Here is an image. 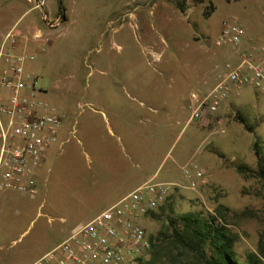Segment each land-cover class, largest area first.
Listing matches in <instances>:
<instances>
[{
	"label": "rangeland",
	"instance_id": "rangeland-1",
	"mask_svg": "<svg viewBox=\"0 0 264 264\" xmlns=\"http://www.w3.org/2000/svg\"><path fill=\"white\" fill-rule=\"evenodd\" d=\"M18 1L22 11L0 13V32L21 14L22 24L39 15L51 37L44 36L46 55L37 53L26 70L37 77L35 99L65 118L37 194L1 192L0 264H31L153 175L152 183L175 186L136 221L162 239L160 256L149 249L138 260L181 264L173 229L181 230L185 214L216 218L239 262L261 255L264 187L253 175V144L264 153V95L244 87L210 123L188 119L192 94L212 86L217 70L233 62L231 51L247 45L254 55L264 45V0H45L44 12L59 17L52 29L33 2ZM233 18L242 42L216 46L222 23Z\"/></svg>",
	"mask_w": 264,
	"mask_h": 264
},
{
	"label": "built area",
	"instance_id": "built-area-1",
	"mask_svg": "<svg viewBox=\"0 0 264 264\" xmlns=\"http://www.w3.org/2000/svg\"><path fill=\"white\" fill-rule=\"evenodd\" d=\"M27 1L40 10L46 28L59 26V17L44 12L45 0ZM244 36V29L233 18L222 23L215 45L237 47ZM20 39L14 26L0 42V194L34 196L39 171L49 149L57 143L65 116L35 99L41 90L37 77L26 73L25 65L36 59V53H15ZM34 39H41L43 46L38 51L43 52L44 37L36 35ZM244 87L264 95V45L257 47L254 55L242 54L237 62L225 63L213 86L192 94L190 120L204 118L208 124L231 92ZM196 177L203 180L201 172ZM189 179L193 188L195 181ZM174 186L151 181L140 185L91 221L75 227L62 243L32 264H137L151 248V241L136 221L163 205Z\"/></svg>",
	"mask_w": 264,
	"mask_h": 264
},
{
	"label": "trees",
	"instance_id": "trees-1",
	"mask_svg": "<svg viewBox=\"0 0 264 264\" xmlns=\"http://www.w3.org/2000/svg\"><path fill=\"white\" fill-rule=\"evenodd\" d=\"M193 1L202 3L206 0ZM58 2L60 3L59 0ZM178 7L179 10H183L180 5ZM239 121L247 131H252V128L242 118L239 117ZM253 149L257 160V169L253 175L261 180L264 187V153L258 141L254 142ZM236 171L240 174L245 173L243 167H237ZM178 220L181 223V230L173 229V236L174 243L180 245L182 249L179 252L181 257L176 258L175 261H179L181 264H264L263 249H260L261 255L250 252L246 262H239L232 250L234 242L232 235L223 225H219L213 216L208 220H203L190 214H185L180 216ZM171 225H173L172 222ZM149 238L151 241V252L156 257L160 256V241L162 239ZM155 241H158L157 245ZM187 253L192 254L188 255ZM184 255H187V257H184ZM137 264H155V262L154 260H138Z\"/></svg>",
	"mask_w": 264,
	"mask_h": 264
},
{
	"label": "crops",
	"instance_id": "crops-1",
	"mask_svg": "<svg viewBox=\"0 0 264 264\" xmlns=\"http://www.w3.org/2000/svg\"><path fill=\"white\" fill-rule=\"evenodd\" d=\"M50 0H48V2H49ZM48 2H47V8H48ZM20 4H19V1L18 0H0V13L1 12H4V11H9V10H14V9H16V8H18V11H22V9H21V7L19 6ZM51 9H52V7H51ZM48 10L51 12V10H50V8H48ZM24 13H26V12H24ZM1 16V15H0ZM23 16V14H21L19 17H18V19L15 21V23L11 26V27H9V28H7V29H4V30H2L1 32H0V42H1V40H2V38H3V36L11 29V28H13L14 26H16V28H17V31H18V33L20 34V36H21V39L18 41V45H17V47L15 48V53H18V54H30V53H40L39 51H38V49H39V47H42L43 46V43L40 41V40H37V39H34V37L36 36V35H42L43 37L44 36H49V37H51V32L50 31H47V30H45V29H41V25H40V18H39V15H35V16H33V17H30L26 22H24L23 24H22V21H20L21 20V17ZM45 47V46H44ZM244 51H242L241 53H239V50L237 51V50H233V51H231L230 53H229V57H230V59L233 61L232 63H235V62H237L239 59H240V56L242 55V54H252L253 55V53L254 52H252V50L250 51V50H248V46L247 45H245V47H244V49H243ZM246 51H248V52H246ZM41 55V56H40ZM40 57H44L45 55H46V52H42V53H40ZM27 64L28 63H26V65H25V71H26V73H28L27 72V68H26V66H27ZM219 73V70H217V72H216V75H215V77H214V80H213V82L211 83L212 84V86L214 85L213 83H215V80H216V76H217V74ZM211 87V86H210ZM209 87V88H210ZM208 88V89H209ZM207 90V89H206ZM205 90V91H206ZM240 91V90H239ZM239 91H232L231 92V95H230V98L226 101V102H224L223 104H222V106H221V108L218 110V111H222L221 113H216V116H220V115H222V114H224V111H225V109H226V107L227 106H231V105H233V103H232V101H231V96L232 95H235V96H238L239 95ZM204 92V91H203ZM192 121H194V120H190V117H189V119H188V122H192ZM219 121V120H218ZM206 123V122H205ZM208 123H210V121L208 122ZM204 126V125H203ZM154 176V175H153ZM153 176L152 177H150V179L148 180V181H150V180H152V178H153ZM38 178H39V175H38ZM147 181V182H148ZM146 183V182H145ZM144 184V183H143ZM134 190V189H133ZM132 190V191H133ZM131 191V192H132ZM38 192V191H37ZM130 192V193H131ZM11 193H15V192H11ZM129 193H127L126 195H121V196H119V197H117L116 199H114V203H112V205H110V206H108L106 209H108L109 207H111V206H113L114 204H116L117 202H119L122 198H124L125 196H127ZM0 199H1V194H0ZM106 209H104V210H106ZM103 210V211H104ZM0 211H1V207H0ZM103 211H101L100 213H102ZM100 213H98L97 215H99ZM96 215V216H97ZM96 216H94V217H96ZM93 217V218H94ZM92 218V219H93ZM92 219H90L89 221H91ZM89 221H87V222H89ZM86 222V223H87ZM85 224V223H84ZM58 246V245H57ZM55 248V247H54ZM52 250V249H51ZM50 250V251H51ZM49 252V251H48ZM48 252H46V253H48ZM44 255V254H43ZM39 259V258H38ZM37 259V260H38ZM35 262V261H34ZM34 262H32V263H34ZM31 263V264H32Z\"/></svg>",
	"mask_w": 264,
	"mask_h": 264
}]
</instances>
